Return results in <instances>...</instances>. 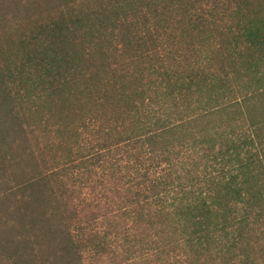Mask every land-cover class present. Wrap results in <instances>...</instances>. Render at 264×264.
Returning a JSON list of instances; mask_svg holds the SVG:
<instances>
[{
    "label": "trees",
    "instance_id": "obj_1",
    "mask_svg": "<svg viewBox=\"0 0 264 264\" xmlns=\"http://www.w3.org/2000/svg\"><path fill=\"white\" fill-rule=\"evenodd\" d=\"M36 5L0 31V264H264V0Z\"/></svg>",
    "mask_w": 264,
    "mask_h": 264
},
{
    "label": "rangeland",
    "instance_id": "obj_2",
    "mask_svg": "<svg viewBox=\"0 0 264 264\" xmlns=\"http://www.w3.org/2000/svg\"><path fill=\"white\" fill-rule=\"evenodd\" d=\"M37 0H0V31L2 28L7 29L13 22L20 19L21 14L29 17L28 21H32L38 12L43 8L36 5ZM45 1V0H44ZM41 3H43L41 1ZM38 7V8H37Z\"/></svg>",
    "mask_w": 264,
    "mask_h": 264
}]
</instances>
